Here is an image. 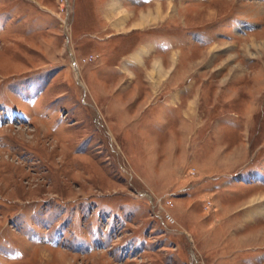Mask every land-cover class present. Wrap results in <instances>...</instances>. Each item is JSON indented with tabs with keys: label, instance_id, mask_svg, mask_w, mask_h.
<instances>
[{
	"label": "rangeland",
	"instance_id": "1",
	"mask_svg": "<svg viewBox=\"0 0 264 264\" xmlns=\"http://www.w3.org/2000/svg\"><path fill=\"white\" fill-rule=\"evenodd\" d=\"M140 1L0 0V264H264V0Z\"/></svg>",
	"mask_w": 264,
	"mask_h": 264
},
{
	"label": "crops",
	"instance_id": "2",
	"mask_svg": "<svg viewBox=\"0 0 264 264\" xmlns=\"http://www.w3.org/2000/svg\"><path fill=\"white\" fill-rule=\"evenodd\" d=\"M107 1V0H106ZM141 1L140 0H109V4H110V6H112L113 4H116L115 6L116 7H120V9L121 8H124V7H126V6H128V7H131L132 9H134V8H138V7H140L139 5V3H140ZM124 10V9H123ZM125 10H126V8H125ZM136 10V9H135ZM127 12H128V9L126 10ZM111 18V17H110ZM110 18H108L107 17V19L109 20ZM129 19V18H128ZM111 20V19H110ZM121 20V19H120ZM127 20V19H126ZM126 20H123L124 22L126 21ZM117 22H119L120 23V21H117ZM122 24V23H121ZM121 24H115V27H117V26H119V25H121ZM140 54H142V53H140ZM141 59H143V54H142V58ZM141 61V60H140ZM139 61V63L136 61L135 63H137V64H135V65H142V63ZM125 65V64H124ZM123 65V66H124ZM143 66V65H142ZM141 70H142V68H140ZM132 69H131V67H130V71H131ZM122 71H123V67H122ZM130 73H132V75L134 76V71L132 70ZM130 76V75H129ZM131 82H128L127 84H130ZM138 84V82H134L133 83V85H129V86H135V85H137ZM129 86H127L126 88H128Z\"/></svg>",
	"mask_w": 264,
	"mask_h": 264
},
{
	"label": "bare ground",
	"instance_id": "3",
	"mask_svg": "<svg viewBox=\"0 0 264 264\" xmlns=\"http://www.w3.org/2000/svg\"><path fill=\"white\" fill-rule=\"evenodd\" d=\"M161 5H157V7L159 8Z\"/></svg>",
	"mask_w": 264,
	"mask_h": 264
}]
</instances>
